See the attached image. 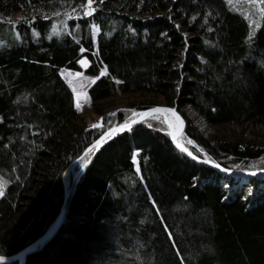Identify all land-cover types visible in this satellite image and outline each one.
Here are the masks:
<instances>
[{"label":"trees","instance_id":"16d2710c","mask_svg":"<svg viewBox=\"0 0 264 264\" xmlns=\"http://www.w3.org/2000/svg\"><path fill=\"white\" fill-rule=\"evenodd\" d=\"M93 1L85 16L87 0H0V256L57 220L68 166L78 169L109 127L154 106L142 96L180 112L178 139L194 155L232 171L264 169V143L204 137L183 111L213 127L264 131V0ZM62 69L94 78V103L140 98L85 127ZM169 133L149 116L107 141L56 233L0 264H264V177L196 163Z\"/></svg>","mask_w":264,"mask_h":264},{"label":"rangeland","instance_id":"374dc122","mask_svg":"<svg viewBox=\"0 0 264 264\" xmlns=\"http://www.w3.org/2000/svg\"><path fill=\"white\" fill-rule=\"evenodd\" d=\"M246 1L260 2V0H246ZM91 7L94 8V1L93 0H92ZM93 32H94L93 36L95 38V34L97 33L96 27L93 28ZM82 59L87 60L83 57L80 60H82ZM81 66L83 68L85 67L82 64H81ZM77 72L81 73L83 75V77H85L84 78L85 82L88 84L87 87L85 88L87 98H86V96L85 97L81 96L79 98L80 105H81V103L85 104L84 101L85 102L88 101L87 102L88 106L86 108L83 107L84 105L83 106L81 105V107L79 109L76 108L77 99H76L75 93L73 92V88L71 87V85L67 81H65V80L64 81L68 85L69 89L72 92L74 106H75V109H76L78 116L80 118L79 121L85 127L89 128V127H92L93 125H95V127H92V128H97L99 125L103 111H108V110L112 111L114 109L119 110V109L125 107L129 102L135 101V100L140 98V95H137V94H117L113 98L102 100L100 102L94 103L88 94V88L93 83L94 78L89 76L88 74L84 73L83 71H77ZM142 97L145 99H148L150 101H153L155 103L154 106L155 105H167V106H169L164 101V99L161 97L160 98L159 97L155 98V97H150V96H142ZM183 111H184V114L186 115V117H188V119L192 122V124H194L197 127V129L202 133V135L204 137L209 138V137L214 136L216 134L221 135V136H225V137H230V136H234L235 134L236 135L240 134V135H243L244 139H246V140H255L256 142L264 143V131L263 130L261 131L259 128H257V129L255 128L253 130L250 129V130H246L243 132L241 128L234 129V128H230V127L227 128L225 126L224 127L223 126L213 127V126H210L207 123H205L204 120L202 119V117L199 116V114L197 113V111L194 108L188 106V107L184 108ZM177 112L180 114V112L178 110H177ZM174 123L175 122L173 121V124ZM169 129H171V128H169ZM184 129H185V127H184ZM183 133H184V130L181 133V135ZM76 166H77V162L70 164L63 174L65 184H66V192L69 189L75 174L77 173V171L81 167L80 166L78 169H76ZM0 192H3V188L1 187V184H0ZM62 207H63V204H62ZM61 210H62V208H61Z\"/></svg>","mask_w":264,"mask_h":264},{"label":"snow or ice","instance_id":"6c2138e0","mask_svg":"<svg viewBox=\"0 0 264 264\" xmlns=\"http://www.w3.org/2000/svg\"><path fill=\"white\" fill-rule=\"evenodd\" d=\"M91 5H92V0H87V5L85 6V12H84L85 16H89L91 15L93 11H95V9L91 7ZM261 11L264 12V8H262ZM161 35H164V34L162 33ZM83 51L84 49L81 48V52ZM78 63L84 65L85 67L88 66L87 60L82 59L78 61ZM104 74L105 73L102 70L100 75L103 76ZM75 76L76 78H80L79 73H76ZM73 92L76 93V99H77L76 108L79 109L81 107L79 103V98L83 93L77 91L75 87L73 88ZM134 115L138 116L140 120H144L146 117L151 116L152 119L161 121L163 124H167L169 128L173 129L169 133V135L171 136L173 142L175 143L176 148L179 149L182 153H186L187 156L192 157L193 159H196L197 161H200V157L197 155H194L193 152L190 151L189 148L186 147L183 143H181L180 139H178L177 133L180 131L183 121L181 119V116L177 113L175 109L171 107H151V108H148L147 111L134 112ZM173 121L175 122L174 124H173ZM135 123H137L135 119H126L123 123L119 124L118 126L109 127V130L105 132L103 135H100L99 139L94 140L93 143H91L87 148L84 149V152L86 154H92L96 150L100 149L107 139H110L112 136H115L118 133L124 132L125 130H130ZM92 127H95V125H93ZM187 143L191 145L193 141L188 140ZM201 151L203 150L201 149ZM132 160H133V163L135 164L136 163L135 153L132 156ZM200 162L208 163L210 165H213L216 168H221V165L217 161L207 156L205 157L203 161H200ZM87 163H88L87 158H84L81 160L80 166L83 168L85 164ZM235 167L237 166L234 165L232 168L224 167L222 168V171L231 172L233 168ZM249 174L255 175V173H249ZM0 195H3V193L0 192ZM3 259L4 257L0 256V260H3Z\"/></svg>","mask_w":264,"mask_h":264},{"label":"water","instance_id":"95a60500","mask_svg":"<svg viewBox=\"0 0 264 264\" xmlns=\"http://www.w3.org/2000/svg\"><path fill=\"white\" fill-rule=\"evenodd\" d=\"M153 107H171V108H173V109H175L176 110V108L175 107H172V106H167V105H155V106H153ZM151 108V107H150ZM144 111H147V109L146 110H144ZM177 111V110H176ZM178 113V112H177ZM179 114V113H178ZM180 115V114H179ZM181 116V115H180ZM136 121H137V123H135L133 126H135V125H137V124H139L140 122H142L143 120H140V118L139 117H136V118H134ZM181 119H182V121H183V124H182V127H181V129H180V131L177 133V136H178V138L180 137V135H181V133L183 132V130H184V127H185V123H184V120H183V118H182V116H181ZM132 126V127H133ZM171 130V129H170ZM108 131V130H107ZM106 131V132H107ZM126 131V130H125ZM171 132V131H170ZM122 133V132H121ZM118 134H120V133H118ZM118 134H116V135H118ZM115 135V136H116ZM115 136H112L110 139H107L106 140V142L107 141H109V140H111L112 138H114ZM99 139V138H98ZM170 139H171V142H172V144L175 146V143L173 142V140H172V138H171V136H170ZM105 142V143H106ZM104 143V144H105ZM103 144V145H104ZM102 145V146H103ZM101 146V147H102ZM176 147V146H175ZM101 149V148H100ZM100 149H98V150H96L95 152H93L89 157H88V163L87 164H85V166L82 168V167H80V169L77 171V173L75 174V176H74V178H73V180H72V182H71V185H70V187H69V189L67 190V192H66V196H65V199H64V202H63V207H62V210H61V212H60V215H59V217L57 218V220L55 221V223L54 224H52L47 230H46V232H44L39 238H37L34 242H32L31 244H29L25 249H23L22 251H20L18 254H16V255H14V256H9V257H5V256H3L4 257V259L3 260H0V261H3V262H14V261H16V260H21L22 258H24L27 254H29L30 252H32L39 244H41L42 242H44L45 240H47V239H49V238H51L55 233H56V231L58 230V228H59V226H60V224H61V222H62V220H63V218L65 217V214H66V212H67V208H68V206H69V203H70V200H71V197H72V195H73V193H74V190H75V188H76V185H77V183H78V181H79V179H80V177L82 176V174L89 168V166L91 165V163H92V161H93V159L95 158V155L97 154V152L100 150ZM179 150V149H178ZM183 154H185L186 156H187V154L186 153H183ZM188 158H190L192 161H194V162H196V163H199V164H202V165H205V166H209V167H211V168H213V169H215V170H217V171H220V172H223L224 174H227V175H231V176H236V177H264V169H261V170H257V171H250V172H237V171H231V172H224V171H222V168H224V167H222L221 166V168H216V167H214L213 165H210V164H208V163H205V162H200V161H203L204 159H202V158H200V161H197L196 159H193L192 157H189V156H187ZM249 173H255V175H250Z\"/></svg>","mask_w":264,"mask_h":264},{"label":"bare ground","instance_id":"6f19581e","mask_svg":"<svg viewBox=\"0 0 264 264\" xmlns=\"http://www.w3.org/2000/svg\"><path fill=\"white\" fill-rule=\"evenodd\" d=\"M76 73H79V72H77V70L62 69L60 72V75H61L63 80L67 81L71 85L72 88L75 87L77 91L82 92L83 94L81 96H83V97L86 96V98H87L85 88L87 87L88 84L85 82V79H84L85 77H83V75L81 73H79L80 78H76V76H75ZM75 96H76V93H75ZM87 102L84 101L85 104L81 103V105L82 106L84 105L83 107L86 108L88 106ZM168 130L172 131L173 129L170 130L168 127Z\"/></svg>","mask_w":264,"mask_h":264}]
</instances>
